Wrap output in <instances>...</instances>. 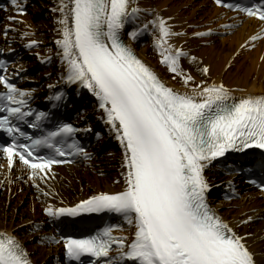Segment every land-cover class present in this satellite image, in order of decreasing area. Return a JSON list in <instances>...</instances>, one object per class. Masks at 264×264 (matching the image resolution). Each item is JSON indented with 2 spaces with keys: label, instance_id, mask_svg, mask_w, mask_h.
Listing matches in <instances>:
<instances>
[{
  "label": "snow or ice",
  "instance_id": "obj_1",
  "mask_svg": "<svg viewBox=\"0 0 264 264\" xmlns=\"http://www.w3.org/2000/svg\"><path fill=\"white\" fill-rule=\"evenodd\" d=\"M214 2L264 21V0L250 6L229 0ZM11 3L17 11H25L17 0ZM54 11L60 13L61 35L56 44L67 64L65 79L79 82L98 97L99 107L104 109L123 148V187L93 194L72 206L49 205L44 212L59 216L108 210L135 225L130 243L125 236L113 233L118 225L79 239L62 237L66 256L81 261L87 254L95 259V264H258L245 239L250 233L239 234L207 202L211 185L204 170L229 149H264V95L248 94L237 99L223 82L205 84L201 80L196 84L195 78L184 74L180 67V58L188 53L168 43L178 33L166 23L167 18L157 15L151 24L159 31L155 45L162 53L161 61L171 72L182 75L191 91L180 92L167 86L121 39L126 22L144 11L136 0H60ZM146 27L141 25L128 36L135 39ZM212 31L193 35L204 36ZM28 44L36 41L29 40ZM203 72H209L207 65ZM0 83L7 89L0 92V108L8 113L0 115V129L12 137L10 143L0 145V151L9 169L18 159L28 169L29 177L43 179L53 164L66 162L54 155H36L42 145L60 155H71L64 150L68 147L88 158L83 148L64 139L75 131L71 124L32 139L11 122L12 117L24 120L28 114L23 107L30 92L17 88L5 75H0ZM56 97L59 99L60 93ZM35 115L39 120L44 113ZM17 134L28 142L19 143ZM57 136L60 139L54 140ZM259 187L264 189V183ZM252 219L248 216L240 223ZM46 238L55 241L54 236ZM113 243L116 250L110 256ZM0 264H32L16 237L5 232H0ZM89 264L93 262L90 260Z\"/></svg>",
  "mask_w": 264,
  "mask_h": 264
},
{
  "label": "bare ground",
  "instance_id": "obj_2",
  "mask_svg": "<svg viewBox=\"0 0 264 264\" xmlns=\"http://www.w3.org/2000/svg\"><path fill=\"white\" fill-rule=\"evenodd\" d=\"M32 2V0H31ZM139 7L144 10L138 14L130 23L135 28H141L135 39L129 38V43L137 50L145 63L152 68L169 87L180 92L191 91L182 78V75L173 73L168 69L167 64L155 62L151 54L162 55L155 45L159 37L158 29L151 24L154 16L165 17L166 23L170 25L174 33L168 43L173 48L179 47L188 53L180 58V67L184 74H191L195 83L201 80L205 84L223 82L233 93L234 98L251 95H264V23L255 19H249L228 13L221 8L211 4L209 0H136ZM60 0H57L55 9H58ZM151 10V11H147ZM57 12V20L60 16ZM32 15H37V7L31 6ZM4 25L0 28V46L13 48L12 41L17 36L23 38V50L28 56L38 59L41 64H46L44 70L38 76L29 77L30 83L39 81L42 77L53 81L60 77L65 79L67 75V64L61 59L62 49L56 44V39L61 35L60 26L53 32L55 38V56L47 60L45 48L41 47V32L36 31L37 26L31 17L21 13L10 11L4 14ZM15 17V19H9ZM149 17L152 20L149 21ZM231 24L233 27L226 28L224 25ZM6 26H8L6 28ZM8 29L9 36L2 35V31ZM213 31L204 36H196L193 33ZM128 31V30H127ZM150 32L151 36L144 37ZM28 33V35H23ZM140 33L142 39L139 38ZM257 36V39L250 40L249 37ZM34 40L36 44L29 45L28 41ZM195 56L194 61L190 57ZM58 61V62H57ZM21 70L29 72L26 62L16 64ZM207 65L209 72L204 73L203 67ZM164 67V68H163ZM30 73V72H29ZM26 80H22V84ZM51 83L45 82V85ZM109 138L103 145L115 144L116 158L103 157L102 145L93 149L96 157L93 161L80 162L78 164L55 167L49 171L48 176L29 177L28 170L17 162L11 169L7 161L0 162V232H6L16 237L31 259L36 264H52L53 256L59 252L60 246H53L45 243L46 237L50 234L47 217L43 215L45 207L51 205L53 208L72 206L81 199L99 193L114 192L122 190L123 187V148L111 127L105 133ZM105 143V144H104ZM113 159V160H112ZM108 163L119 167L122 181L118 185L109 178L115 177L114 173L103 174L104 164ZM106 166V165H105ZM211 164L205 168L204 175L211 188L218 184L234 182L231 176H221L211 171ZM35 181V183H34ZM38 185V187H37ZM85 187L78 192L79 188ZM45 193H49L45 195ZM212 208L227 221L239 234L250 233L245 237L249 248L256 254L258 264H264V197L258 192L243 189L241 198L226 203H213ZM253 217L252 220L241 224L240 221L246 217ZM42 226L41 229H35ZM135 226L126 225V230L116 231L117 235L127 238V243L133 239L132 232Z\"/></svg>",
  "mask_w": 264,
  "mask_h": 264
},
{
  "label": "rangeland",
  "instance_id": "obj_3",
  "mask_svg": "<svg viewBox=\"0 0 264 264\" xmlns=\"http://www.w3.org/2000/svg\"><path fill=\"white\" fill-rule=\"evenodd\" d=\"M36 7H37V15H32L31 11L28 12V16L31 17V20L35 22L37 29L36 31L41 32V35H45L44 37L40 38V46L45 48V53L49 55V57L55 56L56 53V45L55 38L53 37V32L55 28L57 27V12L54 11L57 0H36ZM151 18V17H149ZM152 19V18H151ZM18 39H21L20 37H17ZM22 40V39H21ZM56 57V56H55ZM151 58L159 63V66L162 67V61L161 57L156 55L155 53L151 54ZM37 61H35V65ZM39 65V64H38ZM164 68V67H163ZM38 73V72H37ZM115 150V149H114ZM111 148H107V157H114V162L118 156L116 155V152ZM113 160V159H112ZM104 164V171H102L103 174L107 175L108 172L114 173L116 175L115 177L109 178L112 182L116 183V185L120 184L122 181V176L119 172V167H115V165H111L108 163ZM106 165V166H105ZM85 187L79 188L78 192L81 191V189H84ZM218 204V203H217ZM1 218V217H0Z\"/></svg>",
  "mask_w": 264,
  "mask_h": 264
}]
</instances>
